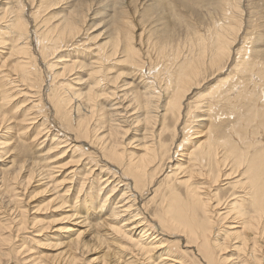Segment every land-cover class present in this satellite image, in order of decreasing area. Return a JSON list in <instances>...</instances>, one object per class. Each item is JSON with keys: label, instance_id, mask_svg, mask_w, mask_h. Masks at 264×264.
I'll return each instance as SVG.
<instances>
[{"label": "bare ground", "instance_id": "6f19581e", "mask_svg": "<svg viewBox=\"0 0 264 264\" xmlns=\"http://www.w3.org/2000/svg\"><path fill=\"white\" fill-rule=\"evenodd\" d=\"M82 1L77 0V4H80L78 8L82 11L74 9L73 15L71 12L63 15L56 25L50 26L49 22L42 19V22L38 23L35 33L40 43V59H43L44 64L51 68L50 74L53 77L50 84V104L53 105L56 115L60 117L66 130L75 135V141L73 138H67L66 135L63 136V139L62 135L59 137L57 134H50V129L48 130V125H46L48 121L42 117V114L46 113L45 102L48 98L44 96V82L46 83V81L43 80L39 58L32 46L31 24L26 18L24 6L18 0H6V2L2 0L0 2V6L3 7L0 9V29L7 30L5 35H8L11 40H8V37L4 39L8 43L11 41L13 45L6 55H11L13 59L18 54L21 59L12 66L7 64L6 59L0 63L2 64L0 102L3 103L0 105L6 107L5 112L0 109V130H2L0 132V159L8 157L15 151L13 146L16 142L12 136L13 129L8 128L10 119H8L7 110L14 104V98L21 95L25 96L26 100L21 105H14L12 110L15 114L19 113V134L27 136L28 131L36 129L31 143L45 138L44 141L37 144L38 146L36 145L37 149L53 135L51 143L56 145L55 147L64 144L70 145L69 150H73L72 155H77H73L75 159H78L79 156V160L76 161L78 168L81 165L86 171L73 205L69 208L65 207L66 198L72 187H69L63 195L55 194L53 198L54 202H58L55 206L56 210L63 207L69 209L64 213L65 218L71 222L80 221L71 227L78 228L83 224L85 226L83 228L86 229L80 227L83 229L81 231V229L76 230L70 227L64 229L62 227L63 234L69 235L56 237V246H63L62 249H59L60 253L53 254L51 257L61 256L62 264L92 262V260L89 262L84 260L86 254L94 249H89L83 239L88 230L93 231L94 229V231L96 230L93 231L95 240L103 246L107 244L108 251L112 245L119 246L112 250L115 251V262L112 264H191L189 257L192 253L199 264H224L227 261L220 259L216 251L218 249L225 250L232 237H235L234 241H239V246L236 247L239 253L247 251V260L242 261L238 257L239 262H233L234 264H264V94L257 93L258 89L264 92V68L261 66L260 69L258 68L260 64L258 61L254 65L248 66L249 62L246 59L243 62L245 70L241 73L252 74L256 69L253 85L249 81L250 84L244 87L241 81L232 82L235 79L229 75L227 80L220 81L221 84L216 86L218 88L216 91L219 92L216 104H213L214 100H210L206 106L208 96L204 97L202 94L199 97L201 101L198 100L195 106L201 115H196L194 110L190 112L191 120L186 123L187 126H184V140L176 146L180 140L178 126L181 124V117L184 113L183 103L187 93L193 87H200L201 83L207 81V78L204 77L209 69L207 67L212 70L211 76H220L224 73L226 65L231 61V53H233V45L236 41L233 39L231 42L228 36L218 33L211 46L206 43L204 38L199 40L197 45L193 43L196 46L193 49L198 48L200 52L195 56V51H191L190 53L194 55V57L192 56L193 61L185 59L178 66L180 73L177 74V93L174 91L175 89L172 90L173 92L171 91L175 96L171 94L172 97L166 99L165 110L160 113L164 107L160 108V103L157 100L159 91L155 89L154 82L149 81L150 83H148L143 79V72L142 75L140 74L143 67L138 59L140 52L138 51V55L132 46L131 39H129L126 48L119 50L118 38H112L116 42V46L109 53L105 52V44L101 45L96 53L93 51L94 55H98L99 62L92 61L88 64V60H81L79 56L72 55L70 51L67 52V49L77 46L76 42L84 31L82 28L86 19V13H83L84 3L87 5L89 2L88 0ZM37 13L39 12L34 13L36 20ZM16 37H20L22 42L17 41ZM71 40L75 43L68 46ZM6 41L0 38V55L2 56L5 55L4 50L8 51ZM12 51H14L13 54ZM64 52H66L65 55H61ZM54 56H58L57 60L51 63L53 59L48 58ZM118 57H121V60L124 59L123 62L132 69L131 74L134 78L131 83L120 82L121 73L112 77L108 76L110 72L107 68L108 63H114ZM89 59L92 60V58ZM114 64L119 63L115 62ZM80 71H87L86 78L90 82L86 94L82 93V88L73 90V86H76L74 85L75 80L84 82L86 79L77 75L76 72ZM68 75H70L69 78ZM73 75H77V79L71 80L70 77ZM202 77L204 80L200 82ZM229 78L232 80L229 81ZM63 80L66 81L62 82ZM68 80L70 81L67 82ZM138 80L139 83L134 85ZM104 83L111 86L109 91L105 90L107 99L111 101L108 105V114L107 109L105 110L106 107L97 103L100 96L96 90ZM143 84L147 89L143 93H135L131 99L126 87L139 89V86H143ZM227 84L232 85L233 89H228ZM75 99L81 101L77 107L73 104ZM142 100L144 102H141ZM244 101H247V109L242 106ZM203 102H205V107H203ZM221 102L224 103V109L228 106L232 108L227 110L229 115H234V119L229 120L233 123L232 126L228 130L224 128L227 130L224 132L220 131L221 124L217 128L216 124L210 123V127L209 125L205 127L206 140L200 141L202 132L192 134V130L205 126L204 122L209 118L212 120L214 117L226 116L227 114H222V111L215 112ZM23 104H28V106L21 107ZM244 109L249 111V113L245 112L246 118H244L245 114L244 116L242 114ZM138 113H143L145 117L142 119H140L141 116L133 118ZM128 115L133 118L131 127L141 124L142 121L146 124L141 131L135 132L136 138L139 139L138 146L142 148L139 151L141 152L140 156L125 155V146H129V143L124 145L120 139L121 136L124 137L122 133L126 132L123 128L125 125L122 124L128 120ZM168 115H172L174 118V125L171 129L166 125ZM40 127L43 129L40 130ZM202 131L204 132L205 129ZM166 132L170 133L169 141L164 139ZM194 136L196 137L194 138ZM70 140L73 142L67 144ZM83 140L88 141L84 147L89 145L90 149L95 148V153H100L99 157L103 161L98 159V154L84 156L86 158L79 154L80 145L73 143H80ZM184 143L185 145H183ZM189 146L191 147L188 148ZM181 148L182 150H180ZM181 151L182 154H180ZM178 156L181 157L179 161L177 160ZM48 161L49 159L45 162ZM105 161L108 165L112 162L120 166L122 175L117 176L116 173H113L111 168H107L108 165L104 164ZM40 163L42 162H30L32 167L28 169L27 181L33 178L35 170L36 172L40 171H38L41 168ZM25 165L24 163L12 170L13 163L6 162L0 169V201H2L1 199L5 200L6 197H8L9 204H15L16 201L21 200L19 199L20 194L17 193L13 185L23 184L25 179L20 176L24 172ZM167 165L170 173L165 178L164 187L162 186L165 189L158 188L152 192L154 175ZM78 168L72 172L77 171ZM51 170L53 168L49 171ZM97 170L100 173L94 180H89ZM52 178L53 174H50L47 178L46 176L41 177L40 181H48ZM50 184L53 183L48 182L45 185L49 186ZM94 184L96 187L95 200L99 201L97 206L91 199ZM10 185L12 188L9 187ZM151 192L153 197L148 199L146 203L148 205L144 204L143 207L141 205L142 209H140V199L148 196ZM157 197H160V203L155 215L159 224L149 220L148 217L150 207L156 203ZM88 209H96L100 212L101 217L96 225L88 224L90 212ZM10 212L13 213L11 216L17 213L14 219L12 217L7 219L6 216L5 218L0 217V264H2V258H17L23 255L28 257H24L22 262L37 264L40 258L27 255L31 249L27 248L26 243L22 242L16 249H9V245L17 239L19 234L33 229L37 221L29 223L27 214L22 207H14ZM104 222L107 224L103 225ZM226 222L229 223V226L224 231L223 227ZM104 227L109 230L102 233ZM42 230L38 233H42ZM6 231L11 233L4 236L3 232ZM184 241L187 244L186 247H183ZM184 248H187L186 251L183 250ZM181 250L184 251L186 257L179 256L182 254Z\"/></svg>", "mask_w": 264, "mask_h": 264}, {"label": "rangeland", "instance_id": "374dc122", "mask_svg": "<svg viewBox=\"0 0 264 264\" xmlns=\"http://www.w3.org/2000/svg\"><path fill=\"white\" fill-rule=\"evenodd\" d=\"M1 1L2 0H0V2ZM4 2H6V0H4ZM18 2H20L24 6L26 11V18L29 20L31 24V30H32L31 35L33 41L32 46L34 48V52L36 56L39 58V67L42 68L41 70H42V76L44 78L43 80L46 81V83L44 82L45 84L44 96L48 98L46 99L45 102L46 113H43L42 117L47 119L48 121V124L46 125H48L47 126L48 130L50 129L49 130L50 134L51 133L57 134L59 135V137H61L62 135L61 138L63 139L65 137L64 135H66L67 138L70 139L73 138L74 140L75 135L71 134V132L66 130L65 126L62 125L63 122L61 121L60 117L56 115L53 105L50 104V98H49L50 97L49 94L51 90L50 84L52 83L51 80L53 77L52 74H50L51 68H49L46 64H44L45 61H43V59L42 60L40 59L41 58L39 51L40 43L35 33L38 23H41L42 19L49 22L50 26L56 25L57 22L63 17V15H66L69 12H71V14L73 15L74 9H80L78 8L80 4H77V0H20V1L18 0ZM88 2H89L87 4L88 6L86 5V3H84L85 6L83 9L84 10L83 13H86V19L84 24L82 25V28L86 32L84 31L82 32V36H80L78 41L76 42L77 46L67 49V52L70 51L72 55L79 56L81 60H85V61L88 60L87 61L88 64L92 61L99 62L98 55L96 54L94 55L93 51H95L96 53L97 49L101 45L105 44L106 47L105 52L109 53L113 51L115 49L113 47L116 46V42L112 40V38L114 39L118 38L117 46L120 44L118 47L119 50L126 48L129 39H131L132 46L136 49L137 53L138 51L140 52V55L139 53L138 55L141 59L140 58L138 59L140 61V64L141 65L143 64L140 74L142 75L143 72L144 74L143 79L148 81V83L154 82V86L156 87L155 89L159 91L158 93L159 98L157 100L160 103V108L164 107L163 109H161L160 113L164 112L165 104L167 103L168 97L175 96L172 93L173 92L172 90L175 89L174 91L177 93L176 91L177 78H178L177 74L180 73L178 66H180L185 61V59H188L189 61H193L192 58L194 57V55L196 56L200 52L198 51V48H196L197 50L195 48L193 49V47L199 43V40H203L204 38L206 43H208L211 46V43L214 41L215 37L219 33L228 36L231 42L233 41V39L236 41L233 45V53H231V61H229L228 64L226 65V69H225L226 72L224 71V73L221 74L220 76H211L212 70L210 67H207L209 69L204 75V77L207 78L206 79L207 81L201 83L200 87L199 86L198 87L196 86L195 88L193 87L189 91V93H187L183 103L184 113L181 117V122H180L181 124L178 126L179 127L178 134L180 140L179 142H177L176 146L180 145L181 142L184 140L183 139L185 137L184 126L188 121L191 120L189 118L190 112L194 110L196 111V115L198 116L201 115L200 113L197 112V107L195 106L198 100L201 101L199 97L202 94H204V97L208 96L207 98L208 102L206 103V106L209 104L210 100L211 101L216 100L215 102L213 101V104H216L217 99L219 98V97L217 98L219 92H217L218 88H216V86L221 84L220 81H223L224 79L227 80L229 75L235 79L232 82L241 81L243 82L242 86L246 87V85L248 86V84H250L249 83L250 81L251 85H253V78H254L253 76L256 75L255 74L256 69L253 70L252 74L244 73V72L241 73L243 70H245L244 68L245 63L243 64V62L246 59H248L249 62L248 66L254 65L255 62L258 61L261 64V65L259 64L258 68L260 69V66L264 68V0H88ZM1 8L3 7L0 6V9ZM36 12H39L37 13L38 21L34 19V13ZM232 28L233 30L230 31V29ZM0 31H1L0 33L4 32L3 34H1L3 35L2 37L0 35V38L6 41L4 38L8 37V40L9 39L11 40V38L8 35H5L7 30L3 31V29H0ZM14 36L17 35L14 34ZM16 38L17 41L19 40L22 42V40H20V37H16ZM71 41L68 43V46L73 45L75 43V41L73 40ZM6 43L8 42L6 41ZM11 46H13L12 42L9 41V43L7 44L8 51L4 50L5 55L3 56L0 55V63H2L6 59L7 64L12 66L15 62L21 61L20 55L18 54L15 55L13 59L11 55H6V52L9 53V48L12 49ZM180 47L181 49H179ZM163 49L164 52L162 53ZM191 51L193 52L195 51L194 55L190 53ZM11 53L13 54L14 51H12ZM65 53L66 52L62 53L61 55H65ZM57 57L58 56H54L48 59H53L51 60L52 63L57 60L56 59ZM89 58H92V60L90 61ZM123 61L124 59L121 60V57H118L116 60H114V63L118 62L119 64H114L112 62L108 63L107 68L110 71L108 73L109 74L108 76L112 77L121 73L120 74L121 80L119 81L120 82L122 81V83L124 81L131 83L132 82L131 80H133L134 78L131 74L132 69L128 64H126ZM256 64L258 65V63ZM1 65L2 64H0V69H2ZM76 73L80 77L86 78L87 71L84 72L80 71L79 73L78 72ZM77 75L71 76L70 79L71 80L77 79L76 78ZM69 76L70 75H68L67 77L69 78ZM208 77L210 80L208 79ZM201 79L200 82L204 80L203 77ZM230 80H232V78H229V81ZM64 81L66 80H63L62 82ZM69 81L70 80H68L67 82ZM84 82H79L75 80L74 85L76 86H73V90H80V88H82L83 89L82 93L86 94L87 92L86 89H88V84L90 82L87 81V78L84 79ZM137 83H139V80L134 85H136ZM104 85H102L96 90L97 94L100 96V99L97 100V103L102 106H105L106 107L105 110L107 109L106 112L108 114L109 113L108 105H110L111 101L110 99H107V93L105 92V90L109 91L111 86H108L107 83L105 85L106 87ZM141 85L140 86L138 85L140 87L139 89H135L136 87L135 88L131 87L130 89H128V87H126L127 91L129 90L128 96L131 99L135 96V93L136 94L143 93L147 89V87H145L146 86L145 84H143V86ZM226 86L228 87V89H233L232 85L227 84ZM257 93L260 95L264 94V92L261 91L260 89H258ZM25 100H26L25 96L19 95V97L14 98L15 101L14 104L11 107H9L7 110L8 119H10V121L8 122L9 123L8 128L13 129L12 136L14 137L16 142L15 145L13 146V150L15 151H13V154H9L8 157L6 156L7 158L5 157L3 159H0V169L4 167L6 162L13 163L14 168L12 170H15V168L17 169V167L23 165L24 163L26 164L24 172L20 176V178L22 177L25 179L23 184L13 185L15 190H17V193L20 194L21 197L19 199L21 200L16 201L15 204L14 203L9 204L8 197H6L5 200L1 199L2 201H0V206H1L0 217L3 216V218H5L6 216L7 219H9V217L10 218L12 217V219H14L17 213L11 216L13 213H11L10 210H13L14 207L17 206L22 207L27 214L29 223L32 221L34 222L37 221V224L33 229H30L28 232L26 233L21 232L17 237V239L14 240L9 245V249L12 250L16 249L22 242H24L26 243L27 248L31 249V252L27 253V255L40 258V261L38 262L39 264L40 263L62 264L61 256L57 258H53L51 257V255L53 254L56 255L60 253L61 251L59 249H62L63 246V245L56 246L57 244L56 237L57 236L67 237L69 235V234H63L62 227L64 229L67 227L75 228L71 226L74 225L75 223L80 222L79 220L76 222L75 221L71 222L67 218H65L64 213L69 209H64V208L65 207L69 208V206L75 203L81 180L83 179L86 171L84 167L81 165L78 168L76 161L79 160V156L78 159H75L74 156L77 155L76 154H73L74 156L72 155L73 150H69L70 145L67 146L64 144L61 145L60 147H55L56 145L51 143L50 140L53 138V135L49 137V139L46 141V143L43 146H40L37 149L38 146L37 144L44 141L45 138H43L41 141L37 140L31 143V140H33L35 136L34 133L36 129L33 131L32 130L28 131L29 133L27 134V136L19 134L18 132L20 129V125L18 122L19 113L15 114L12 112V110L14 108V105L17 104L21 105ZM47 100L49 101V104ZM79 102L81 101L75 99L73 101L74 106L77 107L79 104H81ZM141 102H144V100H142ZM221 103L218 104L219 107L213 109H215L216 113L222 111L221 112L222 114H227L228 116L226 115L221 118L214 117L213 118L214 120L213 119L210 120L211 118L209 119L207 118L208 121L204 122L205 126L199 129L192 130V134L196 132H202L200 135L201 138L199 139L200 141L206 140L205 127H207L206 125H209L210 127L211 125L210 123L216 124L217 128L218 125L221 124L220 131H224V132H227L229 127L232 126L233 123L230 121L234 119V115L228 114V111L232 108L231 106H228L229 109L227 107L224 109L223 108L224 103L223 102ZM202 104L203 107H205L204 106L205 102H203ZM23 106H25L26 108L28 104H23L21 107ZM242 106L247 109L248 108L247 101H244ZM0 109L4 112L6 111V107H3L1 105H0ZM246 109L242 111L243 116L245 112L249 113V111ZM136 110H138V108H136ZM130 116L129 115L127 116L128 120H126V122L123 121L126 123V124L125 123L122 124L125 125L123 126V128L125 129L126 132L122 133L124 137L121 136L120 139L121 141H123L124 145L125 143H129V146H125V155L136 154L137 156H140L141 152L139 151H141L142 148L138 146L139 143L137 141L139 139L136 138L135 132L141 131L146 124L145 122L142 121L141 124L143 123L142 124L143 126L139 124L136 126L133 125V127H131L130 125L133 123L132 120L133 118L141 116L140 119H142V117L145 116L143 113H138L133 118H131ZM246 117L247 114H245L244 118ZM166 125L169 126L170 129L173 127L174 118L172 115L167 116ZM193 126L196 127V125ZM224 128H226L227 130ZM42 129L43 127H40V130ZM203 129H205L204 132L202 131ZM1 131L2 130H0V132ZM195 137L196 136H194V138ZM134 138L136 139L134 140ZM164 139H167L169 141L170 139L169 132L165 133ZM71 142L73 141L70 140L67 144H70ZM13 143L14 141L12 142V145ZM47 143L48 145H46ZM87 143H88L87 140H83L80 143H73V144H78V146L80 145L79 154L82 155L83 158L89 157L90 155L93 156L98 154L97 155L98 159H100V161H103L99 157L100 153L97 154L95 153L96 151L94 150L95 148L92 147L90 149L89 145L84 147V145L85 144L87 145ZM183 145H185V143ZM190 147L191 146H189L188 148ZM51 148L52 150H50ZM49 150L50 152H48ZM180 150H182V148ZM180 154H182V151ZM48 159L49 161L45 162ZM180 159L181 157L178 156L177 160L179 161ZM32 161L33 162L41 161L42 162L40 163L41 168L38 169V171L40 170L39 172H36L35 170L34 171L35 175L33 176V178L27 181L28 169L32 167V165L30 164V162L32 163ZM104 164L108 165L106 161ZM109 164L110 165H108L107 168H111L110 170L113 173H116L117 176L122 175V169L120 168V166L113 164L112 162H110ZM167 167L168 165L160 169L157 172L158 174L156 173L158 176L156 174L154 175L155 183L154 182L152 183V187H153L151 188L152 192H154L153 190L158 188L165 189L163 188L164 187L163 183H166L165 178H167V175L170 173V170H168ZM51 168H53V170L49 171ZM76 168H78V170L72 172ZM99 173H100L99 170L95 171V175L89 178V180L91 181L94 180L97 174ZM48 174L49 175L53 174V178L51 180L40 181L41 177L43 178L44 176H46L47 178V176H49ZM37 175L40 177H38ZM74 175H76L75 178H73ZM48 182H51L55 185L53 186V184H50L49 186H46L45 184ZM9 187L12 188V185H10ZM69 187H72V189L70 190V194L66 198L67 204L65 205V207L56 210L55 206L58 202L53 201L54 195L55 194L63 195L65 191L69 189ZM95 188L96 187L94 184V192L91 193V199L93 200L95 206H97L99 204V201L97 202L95 200L96 199ZM152 192L148 196H144L143 198L140 199V203H139L140 209H142L144 204L148 205L146 203L148 202L149 198L151 199L153 197ZM156 199H157L156 203L154 205L153 204L151 205L150 210L148 209L149 210L148 217L149 220H153L154 223L159 224V222L156 221L157 217L155 213L160 203V197H157ZM81 213L83 214V211H81ZM99 217H101L100 212H98L96 209H91L89 212L88 224L91 223L93 225L94 224L96 225V223H98L97 221H99ZM106 224H107L106 222L103 223V225ZM224 225L225 226L223 227V229L225 231L228 229L229 223L226 222ZM80 227L83 228L85 226L82 224L80 225ZM80 227L75 229L76 230L81 229V231H83V229H86V228L82 229ZM156 227L158 226L156 225ZM41 230L43 232L38 233ZM107 230H109V228L106 229V227H104V230H102L101 232L104 233L107 232ZM93 231L88 230L86 236L83 239L84 242L88 244L89 249H94L93 251L90 252L88 251L89 253L86 254L85 256L86 259L84 258V260L87 262H89V260L90 261L92 260V262L86 264H100V263L104 264V262L105 264H112L113 262H115V256H114L115 251L112 250L119 248V246L112 245L111 246L112 248L109 249L108 251V245L106 243H105L106 245L103 246L100 244V242L95 240L96 237L93 234ZM7 232L8 231L3 232L4 236H7L9 233H11V232L7 233ZM233 238L235 237H232V240ZM232 240L229 241L225 250L221 251L220 249H218L216 251L220 259L222 260L225 259L227 261L224 264H234L233 262L235 263L236 261L239 262V259L242 261L247 260L246 259L247 251L239 253V251L236 250V247L239 246L238 244L239 241H234V240L232 241ZM186 246L187 244L184 241L183 247ZM186 249L187 248H184L183 250L186 251ZM183 250H181L183 255L180 254L179 255L180 257L185 256ZM24 257L26 258L28 256L23 255L17 258L5 257L2 258L1 263L26 264L22 262ZM189 262L191 264H199L198 260L195 258L193 253L189 257Z\"/></svg>", "mask_w": 264, "mask_h": 264}]
</instances>
